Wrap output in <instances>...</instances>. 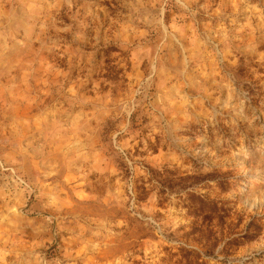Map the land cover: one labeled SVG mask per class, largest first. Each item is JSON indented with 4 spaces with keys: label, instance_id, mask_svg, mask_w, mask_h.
<instances>
[{
    "label": "rangeland",
    "instance_id": "obj_1",
    "mask_svg": "<svg viewBox=\"0 0 264 264\" xmlns=\"http://www.w3.org/2000/svg\"><path fill=\"white\" fill-rule=\"evenodd\" d=\"M0 264H264V0H0Z\"/></svg>",
    "mask_w": 264,
    "mask_h": 264
}]
</instances>
